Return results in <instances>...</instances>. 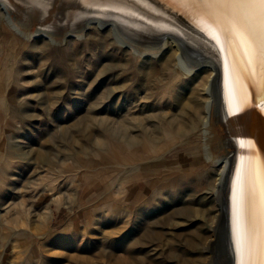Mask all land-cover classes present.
<instances>
[{
    "label": "rangeland",
    "instance_id": "obj_1",
    "mask_svg": "<svg viewBox=\"0 0 264 264\" xmlns=\"http://www.w3.org/2000/svg\"><path fill=\"white\" fill-rule=\"evenodd\" d=\"M44 37L18 36L0 10V264H137L132 257L148 229L168 239L181 233L172 226L177 197L170 187L178 161L190 181L180 201L195 212L208 209V227L217 213L212 186L219 169L194 154L201 150L206 101L201 75L185 78L172 50L142 55L108 30L55 42ZM192 132L198 138L188 145L167 146ZM131 137L147 140L166 165L159 176L148 174L145 200L128 214L114 157L121 159ZM221 137L216 128L212 150ZM193 222L204 225L200 216ZM167 249L149 243L143 254L163 264Z\"/></svg>",
    "mask_w": 264,
    "mask_h": 264
},
{
    "label": "bare ground",
    "instance_id": "obj_2",
    "mask_svg": "<svg viewBox=\"0 0 264 264\" xmlns=\"http://www.w3.org/2000/svg\"><path fill=\"white\" fill-rule=\"evenodd\" d=\"M0 10L7 27L26 40L45 36L55 42L78 38L91 29L108 30L119 45L142 55L172 50L175 68L185 78L201 75L206 101L199 130L201 150L194 154L219 169L212 186L217 213L207 227L208 209L199 213L181 203L180 192L189 188L190 181L189 176H183V165L178 161L173 165L170 187L177 197L172 215L178 222L172 226L181 233L168 239L148 229L138 241V257L132 259L137 264H150L143 253L145 245L155 243L168 248L160 254L163 264H250L256 255L264 188V47L255 13L242 6L189 4L184 0H0ZM12 13L18 16L19 24L14 23ZM243 25L256 35L252 51L236 35ZM195 107L189 115L191 130L197 125ZM216 128L222 131L213 145L222 153L219 157L210 147ZM182 132L178 129L174 134ZM195 138L197 132L187 133L167 146L188 145ZM147 144L145 139L128 138L124 148L122 145L121 159L114 157L122 173L128 214L144 202L148 174L159 170V176L166 165L164 154L149 152ZM197 163H192L193 169L200 166ZM154 183L159 180H153L156 186ZM205 186L211 187L209 183ZM198 216L202 227L193 222Z\"/></svg>",
    "mask_w": 264,
    "mask_h": 264
},
{
    "label": "snow or ice",
    "instance_id": "obj_3",
    "mask_svg": "<svg viewBox=\"0 0 264 264\" xmlns=\"http://www.w3.org/2000/svg\"><path fill=\"white\" fill-rule=\"evenodd\" d=\"M189 4H210V5H224V6H242L253 11L259 20L260 25V40L264 47V0H184ZM236 35L241 42L252 51V45L255 42V33L243 25ZM261 81L264 83V71L261 72ZM261 227L259 238L256 241V255L250 258V264H264V188L261 190Z\"/></svg>",
    "mask_w": 264,
    "mask_h": 264
},
{
    "label": "water",
    "instance_id": "obj_4",
    "mask_svg": "<svg viewBox=\"0 0 264 264\" xmlns=\"http://www.w3.org/2000/svg\"><path fill=\"white\" fill-rule=\"evenodd\" d=\"M263 105H264V101H263Z\"/></svg>",
    "mask_w": 264,
    "mask_h": 264
}]
</instances>
